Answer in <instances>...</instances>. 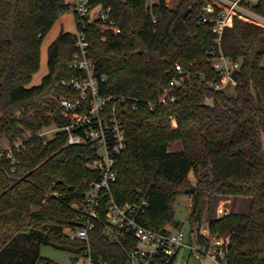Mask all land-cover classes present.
<instances>
[{
  "label": "trees",
  "instance_id": "trees-1",
  "mask_svg": "<svg viewBox=\"0 0 264 264\" xmlns=\"http://www.w3.org/2000/svg\"><path fill=\"white\" fill-rule=\"evenodd\" d=\"M208 1L179 0L170 8L161 0L149 8L147 0H98L112 7L121 33L103 40L97 25L81 27L101 94L125 98L117 110L127 148L117 158L113 190L123 202L135 201L138 189L148 193L139 221L163 232L182 229L174 205L195 188L189 224L200 225L207 215L211 233L227 242L226 264H264V25L230 15L222 49L241 65L231 78L235 94L210 89L207 83L222 74L208 61L212 25L200 20ZM69 9V0H0V149L2 141H20L23 148L14 151L17 164L6 153L0 159V264H56L41 256L43 246L69 252L70 264L88 248L97 264H126L136 245L131 232L108 225L104 212L89 246L65 233L78 225L75 206L98 178L87 166L92 145H67L63 132L48 140L41 135L69 121L60 102L76 92L59 84L77 74L68 68L77 54L75 35L60 33L48 50V75L39 86L29 84L44 38ZM251 9L264 16V0ZM176 64L191 74V83L176 90V104L152 109ZM175 144L181 149L171 151ZM217 197L249 198L250 209L215 218Z\"/></svg>",
  "mask_w": 264,
  "mask_h": 264
},
{
  "label": "built area",
  "instance_id": "built-area-1",
  "mask_svg": "<svg viewBox=\"0 0 264 264\" xmlns=\"http://www.w3.org/2000/svg\"><path fill=\"white\" fill-rule=\"evenodd\" d=\"M160 1L153 0L150 4L147 3L148 7L151 8ZM257 2L210 0L204 6L200 20L204 24L212 25L213 34L208 61L215 71L222 74L219 82H209L206 87L225 90L231 83L233 73L240 69V63L228 58L223 52L225 27L233 12H239L264 25V16L251 9ZM70 10L77 27L75 34L77 54L68 64V68L77 74L68 80H62L59 85L72 89L76 95L61 100L60 105L69 114V121L61 128L56 127L52 132L54 135L59 132L66 133L67 145H92L95 153L87 166L98 174V178L90 184L83 199L76 205L78 225L65 230L68 238L89 246L90 233L94 229L95 221L100 218L101 212H104L112 229L129 231L136 239L135 248L131 251L126 264H191L192 260L200 262L204 259H209L214 264H226L227 242L224 238L211 233L209 220L194 225L188 232L168 227L163 232H157L143 226L139 221L149 207L148 193L138 189V197L133 202H123L114 193L113 186L118 178L117 158L127 148L126 129L117 110L118 103L125 98L101 94L100 82L93 75L88 34L81 27L97 25L103 33V40L107 39L109 33L120 34L121 28L113 18L112 7L104 6L98 0H71ZM172 72L175 76L158 100L151 104L152 109L156 106L176 104L178 102L176 90L191 83V74L185 72L180 64H176ZM15 149L21 152L22 142L3 144L0 159L2 154L6 153L7 158L13 164H17L19 161L14 154ZM50 193L57 195L56 191ZM218 214V218L228 215L224 208H220ZM183 251H186V257L183 256ZM75 263L97 264L100 260L88 248L83 255L78 256Z\"/></svg>",
  "mask_w": 264,
  "mask_h": 264
},
{
  "label": "rangeland",
  "instance_id": "rangeland-1",
  "mask_svg": "<svg viewBox=\"0 0 264 264\" xmlns=\"http://www.w3.org/2000/svg\"><path fill=\"white\" fill-rule=\"evenodd\" d=\"M153 0H147V3L150 4ZM254 2L258 0H253ZM71 0H69L70 4ZM179 0H165V3L168 7L172 8L177 5ZM77 27L75 23V17L71 10L64 12L60 15L59 19L56 21L51 31L46 35L42 42L41 46V62L39 70L34 74L29 87L39 86L42 83V80L49 73L48 67V50L51 44L58 38L61 32L76 34ZM226 91L230 94H235V86L230 83ZM211 103V101H208ZM56 127L52 126L43 130V137L45 139H50L54 136L53 130ZM30 135L28 134L27 138ZM6 144L5 141H2V145ZM181 146L179 144L172 145L170 147L171 151L180 150ZM190 180L192 184H195L196 179L193 174L190 175ZM251 199L249 198H234V197H217L215 199L212 215L215 218H218V210L224 208L227 210L228 215L231 213L244 214L247 213L250 209ZM35 209V208H34ZM36 210V209H35ZM192 210V194H183L181 195L174 205L175 211V221L182 226V229L186 232L191 230L194 226L189 224V217ZM209 220L207 215L204 217V221ZM169 229H177L175 226L168 227ZM112 239L119 240L117 233H112ZM183 256L186 257V251H183ZM41 256L47 259H50L56 264H70L74 257L69 252L58 250L51 246H43L41 249ZM191 264H214L209 259H204L202 261L192 260Z\"/></svg>",
  "mask_w": 264,
  "mask_h": 264
},
{
  "label": "water",
  "instance_id": "water-1",
  "mask_svg": "<svg viewBox=\"0 0 264 264\" xmlns=\"http://www.w3.org/2000/svg\"><path fill=\"white\" fill-rule=\"evenodd\" d=\"M195 193V188H192V189H188L185 191V194H194ZM77 208V206H75Z\"/></svg>",
  "mask_w": 264,
  "mask_h": 264
}]
</instances>
